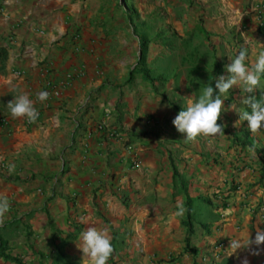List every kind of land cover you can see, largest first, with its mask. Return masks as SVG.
<instances>
[{
  "label": "crops",
  "instance_id": "obj_1",
  "mask_svg": "<svg viewBox=\"0 0 264 264\" xmlns=\"http://www.w3.org/2000/svg\"><path fill=\"white\" fill-rule=\"evenodd\" d=\"M242 47L249 66L264 51V0H0V264H88V226L109 229L108 264H264V129L227 110L264 91L222 97L225 136L185 143L172 123ZM22 93L35 123L11 118Z\"/></svg>",
  "mask_w": 264,
  "mask_h": 264
},
{
  "label": "clouds",
  "instance_id": "obj_2",
  "mask_svg": "<svg viewBox=\"0 0 264 264\" xmlns=\"http://www.w3.org/2000/svg\"><path fill=\"white\" fill-rule=\"evenodd\" d=\"M231 64L226 65L227 77L224 75L213 76V80L206 87L199 90V95L193 94L187 98L186 107L178 112L172 123L179 133L184 134L185 143L195 142L198 138L205 140L222 137L224 135V126L218 124L224 108V97L230 92V89L237 87L243 93H252L261 88V78L264 76V51H261L255 58V61L249 66L248 51L242 47L233 59ZM213 81L215 86L213 87ZM47 92L37 94L40 102L47 100ZM241 104L246 105L248 110H241L235 104H231L227 110L235 111L241 122L247 121L248 128L252 135H256L264 129V96L257 100L254 96H248L241 100ZM11 118L27 119L29 123H35L39 113L34 107V101L26 93H22L7 103ZM104 111L111 119V113L114 111V105L109 103L104 107ZM107 123V120L105 121ZM10 210V204L6 197L0 196V226H3ZM187 209L180 202L177 203V216L185 214ZM87 223L86 220H82ZM253 243L251 239L247 242L248 246ZM254 243L259 246L264 244V232L257 231ZM240 240H230L228 248L233 253L242 247H246ZM77 247L83 253V260L87 259L88 264H108L113 256L115 249L112 244V237L107 227L88 226L80 233V242ZM258 254V253H256ZM247 264V261L244 262Z\"/></svg>",
  "mask_w": 264,
  "mask_h": 264
},
{
  "label": "built area",
  "instance_id": "obj_3",
  "mask_svg": "<svg viewBox=\"0 0 264 264\" xmlns=\"http://www.w3.org/2000/svg\"><path fill=\"white\" fill-rule=\"evenodd\" d=\"M16 74L20 75L21 71H17ZM74 74H75L74 71H67L66 74H63V76L61 77V79H59V81L52 83V84L50 81L47 82V85L50 90L48 97H58L60 94V88L63 86L69 85ZM0 122L4 126V125H7L8 120L5 116H1ZM260 209L264 210V207H261ZM214 249L218 250L219 252H224L226 249L225 242L224 241L220 242L219 244L214 246Z\"/></svg>",
  "mask_w": 264,
  "mask_h": 264
},
{
  "label": "rangeland",
  "instance_id": "obj_4",
  "mask_svg": "<svg viewBox=\"0 0 264 264\" xmlns=\"http://www.w3.org/2000/svg\"><path fill=\"white\" fill-rule=\"evenodd\" d=\"M196 44H198V45H200V43H199V41L198 42H196ZM199 47V46H198ZM201 47V46H200ZM197 53H205L207 56H208V54H209V52L207 51V49H205V48H199L197 51H196Z\"/></svg>",
  "mask_w": 264,
  "mask_h": 264
}]
</instances>
